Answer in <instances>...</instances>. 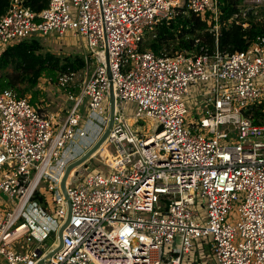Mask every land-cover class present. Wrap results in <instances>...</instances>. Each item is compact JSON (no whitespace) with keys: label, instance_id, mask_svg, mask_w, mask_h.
<instances>
[{"label":"built area","instance_id":"1","mask_svg":"<svg viewBox=\"0 0 264 264\" xmlns=\"http://www.w3.org/2000/svg\"><path fill=\"white\" fill-rule=\"evenodd\" d=\"M237 1L244 12L264 7V0ZM180 9L206 21L217 42L220 0H48L38 14L10 0L0 18V55L20 41L72 31L87 45L84 69L92 70L77 94L66 92L73 104L61 123L29 98L0 92L6 264H195L190 254L200 243L212 264H264V122L243 115L264 99V36L233 53L217 43L198 54L141 50L145 37L154 38ZM69 80L62 76L58 85ZM110 84L115 111L106 144L119 160L102 161L108 173L69 176V224L48 258L57 244L46 241L63 225L50 206L60 221L67 216L60 182L105 131ZM192 86L202 97L190 113L182 97ZM127 103L135 104L136 123L156 129L143 134L138 126L134 133L123 114Z\"/></svg>","mask_w":264,"mask_h":264},{"label":"trees","instance_id":"2","mask_svg":"<svg viewBox=\"0 0 264 264\" xmlns=\"http://www.w3.org/2000/svg\"><path fill=\"white\" fill-rule=\"evenodd\" d=\"M21 1L24 7L36 14L44 10L48 3V0ZM9 2L10 0H0V18L7 10ZM243 7L237 0H220L217 42L215 32L206 21L180 9L174 19L163 21L157 26L155 37L149 40L146 48L156 55L165 52L170 56L183 51L198 54L201 49L211 52L215 49L216 43L218 50L224 53L245 50L256 37L264 36V24L238 21L237 18L241 14L243 16L248 14L244 12ZM243 22L247 24L246 27L242 26ZM140 49H145L143 43ZM84 68L85 61L81 56L59 57L49 52L44 53L39 37L23 40L8 46L0 55V92L9 89L18 97L30 94V104L42 113L38 106L41 104L39 97L42 96L37 89L40 79L46 78L58 83L61 76L71 77ZM78 89L69 88L73 94H77ZM243 115L252 120L253 124H262L264 99L259 104L248 106ZM33 200H38L41 204L44 202L38 195H35Z\"/></svg>","mask_w":264,"mask_h":264},{"label":"rangeland","instance_id":"3","mask_svg":"<svg viewBox=\"0 0 264 264\" xmlns=\"http://www.w3.org/2000/svg\"><path fill=\"white\" fill-rule=\"evenodd\" d=\"M243 6V5H242ZM244 8V7H243ZM264 7H257V8H251L248 10L247 15L241 16L238 19V21L243 20L244 22H253V23H262L264 24ZM238 16V15H237ZM243 22V23H244ZM244 25V26H243ZM242 26L246 27L247 24L244 23ZM220 26V25H219ZM220 28V27H219ZM41 39V44L43 47V52H49L51 54H54L59 57L64 56H72V55H78L81 56L84 60L88 53V47L83 41H81L79 38H77L72 31H67L62 37L58 36L56 33H51L46 37H39ZM150 39H153L151 36H146L143 42V47L145 49L147 43ZM88 63H90L89 58H87ZM90 63V67H91ZM91 68L88 70L83 69L82 71L72 75L70 77V80L68 81V85L66 88L59 86L58 83H53L52 81H49L46 78H42L39 81V84L37 86V89L40 90L41 95L39 97L41 104L38 105L40 109H42V114L46 115L48 117H52L56 122L61 123L66 115L68 114V111L70 110L72 106V102L69 101L66 97V92L69 90V88H76L78 86H81L82 82L89 77ZM62 77V76H61ZM262 83L264 82V79H260ZM27 98H30V94L26 95ZM202 97V92L199 89V86H192L189 88V93L187 95H184L182 97V101L188 111L190 113H193V109L198 106V103L200 101V98ZM108 99H105L103 102V107L106 110ZM80 114L85 115L86 108L83 107L81 111H79ZM135 113V104L127 103L125 104L123 114L126 116V122L130 128L133 129L134 133H139V131H135L138 126H140L141 133L146 134L148 133V130H155L156 124H150L149 128V122L147 120H144L142 122L136 123V120L134 118ZM84 118H82V121ZM189 121L190 118H187ZM119 160L117 153L114 151L113 147L109 145V143L106 144V142L102 145V148L95 153V155L88 160L83 166H80L76 168L72 174H74L75 178H78L79 180L88 176L97 173L99 170H102L106 173L109 172L107 167L105 168L106 163L107 165H115L117 161ZM103 161V162H102ZM43 190V192L47 193L45 190V184H41L40 186ZM0 199L6 200L5 197L0 194ZM1 203V202H0ZM66 204V203H65ZM56 207L51 205V216L57 220L59 224H63V222L66 219L65 218L60 221L54 214L53 211ZM200 208L193 207V210H198ZM65 214L67 215V208L64 207ZM200 214L203 215L202 211L199 210ZM205 214V212H204ZM55 243L57 244V234H52L50 238L46 241V244L48 243ZM16 248V247H15ZM168 255V247L164 250V256ZM190 261L195 262V264H212V257L210 255L209 247L206 245L203 247V245L200 243L199 245H194L192 248V253L190 254ZM0 264H6L5 260H3L2 257H0Z\"/></svg>","mask_w":264,"mask_h":264},{"label":"water","instance_id":"4","mask_svg":"<svg viewBox=\"0 0 264 264\" xmlns=\"http://www.w3.org/2000/svg\"><path fill=\"white\" fill-rule=\"evenodd\" d=\"M106 65H107V74H108V77L110 78V74H109V69H108L107 62H106ZM109 103H110V107H109V121H108V125H107L105 131L103 132V134L101 135V137L98 139V141L95 143V145L91 149H89L78 160H76L73 163L69 164L66 167L65 171H64L63 177H62L61 182H60V191L63 194L64 199L66 200L67 216H66L65 222L63 223V225L57 231V240H58L57 247L55 249H53L47 255L48 258L52 257L53 254L55 252H57L60 249V247L62 246V234H63V231L66 229L67 225L69 224V220H70V203H69L68 198H67V195H66V189H65L66 182H67L70 174L76 168H78L80 166H83L88 160H90L95 155L96 152H98V150L106 142L107 137L109 135V132H110V130L112 128L114 111H115V104H114V97H113V93H112V86H111V84L109 86ZM38 264H42V262H40Z\"/></svg>","mask_w":264,"mask_h":264},{"label":"bare ground","instance_id":"5","mask_svg":"<svg viewBox=\"0 0 264 264\" xmlns=\"http://www.w3.org/2000/svg\"><path fill=\"white\" fill-rule=\"evenodd\" d=\"M101 148H102V147H101ZM101 148H100V149H101ZM100 149H99V150H100ZM99 150H98V151H99ZM118 158H119V156H118ZM71 175H72V173L70 174V176H71Z\"/></svg>","mask_w":264,"mask_h":264}]
</instances>
